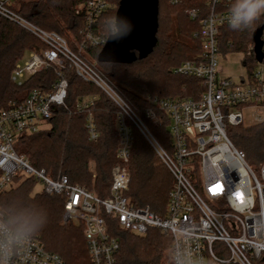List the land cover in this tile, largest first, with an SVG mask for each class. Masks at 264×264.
<instances>
[{
    "label": "built area",
    "instance_id": "2783aa9c",
    "mask_svg": "<svg viewBox=\"0 0 264 264\" xmlns=\"http://www.w3.org/2000/svg\"><path fill=\"white\" fill-rule=\"evenodd\" d=\"M16 0H0V16L33 34L42 44L40 50L27 52L15 65L11 81L17 87L36 74L52 71L56 81L48 89H33L22 101H10L0 108V195L9 189L18 175L28 174L44 185L47 195L63 196V223L72 222L83 229L92 264H117L119 240L109 232L107 217L117 220L120 229L136 236L149 230H160L172 239L161 263L169 264L174 245L171 230L177 226L192 234L189 242L203 264H257L264 257V163L256 171L227 135V126L251 128L264 123V77L256 73L252 84L246 77L236 84L219 71L220 55L217 37L220 28L229 24L230 0H209V13L202 22L203 44L199 49L171 41L168 52L180 55L182 64L176 74L200 79L204 92L198 99H164L149 97L146 120L155 126L170 121L173 152L168 153L139 118L136 111L118 93L98 67V61L87 54L88 48L103 47L105 38L95 34L97 23L111 0H88L84 7L81 40L72 37L78 48L71 49L68 40L57 32L46 31L13 9ZM179 5L183 0H169ZM195 20L200 12L185 11ZM197 36V34H196ZM85 54V55H83ZM95 85L116 105L119 162L112 168L109 197L101 199L65 177L53 179L44 170L32 167L30 161L17 154L20 137L35 134L53 117L55 107H65L69 82L68 69ZM95 98L86 97L76 104L86 114V130L91 141L100 137L92 115ZM137 128L173 174L175 184L169 193L165 216H157L149 208L131 205L125 196L129 189L133 163L131 149L133 129ZM197 170V173H196ZM216 185L221 187L216 188ZM12 264H65L57 253L46 249L40 239L32 237L19 246Z\"/></svg>",
    "mask_w": 264,
    "mask_h": 264
},
{
    "label": "trees",
    "instance_id": "16d2710c",
    "mask_svg": "<svg viewBox=\"0 0 264 264\" xmlns=\"http://www.w3.org/2000/svg\"><path fill=\"white\" fill-rule=\"evenodd\" d=\"M88 0H16L12 9L30 23L51 32H57L68 40L72 50L78 48L72 37L81 40L84 28V5ZM228 0H224L227 2ZM209 0H183L171 5L169 0H159V28L157 46L144 60L130 65L101 64L100 71L117 89L149 127L153 135L168 153L173 152L170 137V121L155 126L146 120L145 111L150 106L149 97L158 95L164 99H198L205 88L200 79L175 73L182 64L180 55L168 52L171 41L199 49L203 44L202 22L209 13ZM233 0H230L231 8ZM120 0H111L110 6L97 23L95 34L104 37L102 20L117 13ZM198 10L199 18L190 19L185 11ZM264 26V15L250 28L233 30L230 25L220 28L217 37L220 58L239 55L246 72V80L257 82L256 69L260 65L254 53V34ZM197 34V36H196ZM262 39L264 40V34ZM42 44L21 26L0 16V108L10 101H22L33 89H48L56 81L52 71L33 76L24 87L11 81L16 63L29 51L40 50ZM103 47L88 48L87 54L97 61ZM85 55V54H83ZM68 97L65 107H55L53 117L35 134L20 137L16 142L17 154L25 156L32 167L44 170L53 179L65 176L73 185H79L95 196L109 197L112 185V168L119 162L117 156V105L91 83L81 80L73 68L68 69ZM86 97H94L92 115L96 121L99 139L89 140L86 130V114L78 111L76 104ZM227 135L233 145L244 152L247 159L259 165L264 163V123L251 128L227 126ZM133 163L129 166L131 181L125 196L137 208H149L157 216H165L169 193L173 190V174L157 155L141 132L134 127L131 149ZM197 173V170H196ZM0 172V178H1ZM21 175L15 177V182ZM40 181L30 176L20 185L11 183L0 195V200L16 193L27 194L47 210L45 227L34 238L44 243L46 249L60 255L65 264H92L83 229L72 222L63 223V196H49L35 191ZM109 232L120 242L117 264H162V258L170 248L172 239L160 230H149L146 236H136L120 229L113 217H107ZM264 264V257L257 262Z\"/></svg>",
    "mask_w": 264,
    "mask_h": 264
},
{
    "label": "clouds",
    "instance_id": "9594fccd",
    "mask_svg": "<svg viewBox=\"0 0 264 264\" xmlns=\"http://www.w3.org/2000/svg\"><path fill=\"white\" fill-rule=\"evenodd\" d=\"M264 15V0H233L229 18L233 30H245ZM132 31L131 23L118 14L105 16L102 32L105 41L119 42ZM48 220L47 210L24 193L10 195L0 200V264H12L19 246L40 232ZM174 245L169 264H203L189 242L191 232L177 226L171 230Z\"/></svg>",
    "mask_w": 264,
    "mask_h": 264
},
{
    "label": "water",
    "instance_id": "95a60500",
    "mask_svg": "<svg viewBox=\"0 0 264 264\" xmlns=\"http://www.w3.org/2000/svg\"><path fill=\"white\" fill-rule=\"evenodd\" d=\"M132 25V31L119 42L109 40L100 51L101 64L130 65L146 59L157 46L159 0H120L117 13ZM264 26L254 34V53L259 64L264 60Z\"/></svg>",
    "mask_w": 264,
    "mask_h": 264
},
{
    "label": "rangeland",
    "instance_id": "374dc122",
    "mask_svg": "<svg viewBox=\"0 0 264 264\" xmlns=\"http://www.w3.org/2000/svg\"><path fill=\"white\" fill-rule=\"evenodd\" d=\"M219 71L221 74L223 71L225 74L229 75L230 76L229 78H231L236 84L242 82V78L246 77V72L241 65L239 55H231V57L221 58ZM256 73H262L264 75V66L260 65V67L256 69ZM250 160L246 158L248 165L252 169L257 171L261 164L257 165ZM29 177L30 175L28 174L21 175V177L17 179V181L13 182L12 184L14 187H16L20 185L21 183H23L25 180H27ZM43 190H44V185L40 181H38L35 184V191L38 193H41L43 192Z\"/></svg>",
    "mask_w": 264,
    "mask_h": 264
},
{
    "label": "crops",
    "instance_id": "0c3cea01",
    "mask_svg": "<svg viewBox=\"0 0 264 264\" xmlns=\"http://www.w3.org/2000/svg\"><path fill=\"white\" fill-rule=\"evenodd\" d=\"M220 67V66H219ZM223 77H226V78H229L230 76L229 75H227V74H225L223 71H222V74H221ZM263 77H264V75H263ZM244 78V77H243ZM231 79V78H230Z\"/></svg>",
    "mask_w": 264,
    "mask_h": 264
},
{
    "label": "snow or ice",
    "instance_id": "6c2138e0",
    "mask_svg": "<svg viewBox=\"0 0 264 264\" xmlns=\"http://www.w3.org/2000/svg\"><path fill=\"white\" fill-rule=\"evenodd\" d=\"M215 187H216V188H219V187H221V185H216Z\"/></svg>",
    "mask_w": 264,
    "mask_h": 264
}]
</instances>
